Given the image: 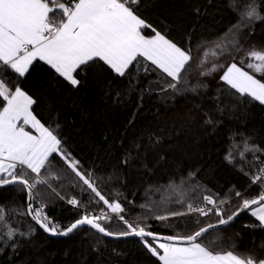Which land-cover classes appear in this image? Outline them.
Listing matches in <instances>:
<instances>
[{"label":"trees","instance_id":"obj_1","mask_svg":"<svg viewBox=\"0 0 264 264\" xmlns=\"http://www.w3.org/2000/svg\"><path fill=\"white\" fill-rule=\"evenodd\" d=\"M228 4L229 0H142L140 13L179 46H190L194 56H198L205 48H211L213 42L221 41L237 22L236 13ZM197 8L199 13L195 11ZM145 34H151L150 30ZM242 43L245 49L251 45L264 48V23L257 22L251 36L245 30ZM242 57L243 51L237 53L233 50L231 55L226 52L216 62L225 65L236 62L241 66ZM209 59L213 58L209 56ZM210 67V63L205 66ZM199 71L194 64L190 83L199 82L206 85V89L198 88L195 94L186 92L174 98L171 92L157 91L145 92L141 96V89L149 85L156 87L158 77V71L144 76L142 69L139 73L142 82L134 91L129 89L127 78L115 77L99 65L82 72L77 87L57 78L42 61H35L24 78L18 79L10 70L0 73V78L13 89L19 84L33 97L36 101L32 106L33 113L42 123L53 127L59 125L62 147L79 160L82 170L94 174L97 186L106 198L121 201L127 209L123 214L126 219L147 225L148 230L166 236L177 232L190 234L199 226L214 223L217 219L211 214L199 217L201 225L194 223L198 215L193 214L169 217L166 221L155 219V215H165L167 210H184L174 202L177 196L169 187L170 181L178 185L181 177L185 178L186 183L181 186L184 189L199 184L201 188L197 192L186 193L188 198L210 193L223 197L233 185L242 192L248 189L247 198L257 196L260 191L255 185L249 188V178L239 171L243 164L239 153L246 136L252 138L250 144L264 148V105L248 97H239V94L228 95L224 91L227 86L219 79L223 70L208 76H200ZM218 93L224 110L211 114L220 123L207 125L203 113L215 108L213 97ZM238 133L243 136H234ZM233 136L239 147L234 149L235 162L230 164L225 156L231 144L229 137ZM156 138H159V144L155 143ZM134 144L141 145L138 151L133 148ZM129 152L132 156L124 164ZM256 155L264 160V154ZM246 157L252 160L251 153H246ZM50 159L55 168L66 169L57 154ZM244 167L246 171H254L247 164ZM190 172L196 173L194 179L188 177ZM73 178L74 174L68 170L61 173L59 180L52 181L65 200L56 198L55 194L49 195L46 186H38L42 190L41 198L48 203L47 215L65 227L83 212V209L68 205L66 200L69 198L76 197L88 203L91 195L93 200L88 210L108 211L102 201L95 202L98 198L90 191L84 192L81 187L70 183ZM230 195L233 205L228 212L235 210L238 203V198ZM26 197V191H18L14 186L0 189V204H5L8 209H26ZM168 197L173 202L167 204V209L155 208L156 203ZM143 203L151 205L152 210L140 208ZM194 203H200V200L195 199ZM110 215L112 220L104 226L113 232L125 230L123 222L115 214ZM8 220L21 232H27L29 225H34L28 216L15 213H9ZM256 224L258 221L244 212L228 226L206 233L201 242L213 247L223 245V250H230L235 245L234 250L238 253L264 258V228L246 227ZM35 227L37 230L32 236L17 235L6 245L0 242V264H160L140 238L110 240L91 229L81 228L66 238L53 239ZM4 231L6 228L0 225V232ZM13 243L17 245L14 249L11 247Z\"/></svg>","mask_w":264,"mask_h":264},{"label":"snow or ice","instance_id":"obj_2","mask_svg":"<svg viewBox=\"0 0 264 264\" xmlns=\"http://www.w3.org/2000/svg\"><path fill=\"white\" fill-rule=\"evenodd\" d=\"M228 6L236 13L237 22L221 41L213 42L211 48H205L194 56L190 46H179L166 32L158 30L142 17V0H0V73L10 70L18 79L24 78L35 61H42L57 78L77 87L81 83L78 79L80 74L99 65L103 71L111 72L115 77L127 78L129 89L134 91L136 85L142 82L139 75L141 69L144 76L158 71L156 87L149 85L141 89V96L145 92L157 91L171 92L174 98L186 92L195 94L198 88L206 89L207 86L199 82L195 85L190 83V73L195 64L200 76L223 70L219 79L227 86L224 91L228 95L239 94V97H248L264 105V48L251 45L245 49L242 43L245 30L251 36L255 24L264 23V0H229ZM195 11L199 13L200 10L197 8ZM146 30H150L151 34H145ZM233 50L244 52L241 66L236 62L227 65L216 62L226 52L231 55ZM209 56L213 59L210 60ZM209 63L211 67L205 68ZM258 75L260 78H257ZM213 100L216 102L215 108L203 115L205 124L216 126L220 121L215 120L211 112L222 113L224 109L220 106L219 93ZM35 103L19 84L13 89L0 78V189L11 185L27 193L26 209H8L5 204H0V225L6 228V231L0 232V242L6 245L17 235L32 236L37 230L36 225L44 233L63 237L87 225L105 236L140 238L160 264H264V258L238 253L234 250L235 245L230 250H223V245L213 247L201 242L210 229L229 225L244 212L250 213L258 221V224L246 227L264 228V160L256 155L264 154V148L250 144V136L243 139V150L239 153L243 164L239 171L249 178V188L254 185L259 187L258 195L247 198L245 193L248 189L242 192L233 185L223 197L210 193L188 198L186 193L197 192L201 188L199 184L184 189L181 186L186 183L185 178L181 177L178 185L170 181L169 187L177 196L174 202L184 210H167L165 215H155V219L166 221L169 217L198 214L194 220L197 225H201L199 217L211 214L217 219L214 223L199 226L190 234L177 232L160 236L148 230L147 225L130 222L123 215L127 209L121 201L109 200L102 194L94 174L82 170L79 160L62 147L59 125L46 126L34 115L32 106ZM26 126L33 129L35 134L27 131ZM235 135L243 136L242 133ZM234 136L229 137L231 144L225 156L230 164L235 162L233 151L239 147ZM155 143H160L159 138ZM140 147V144L133 145L136 151ZM246 153L252 154V160L247 159ZM53 154L60 157L66 169L54 167L50 159ZM131 156V152L127 153L123 163L127 164ZM244 164L254 171H246ZM144 166L147 167V164ZM68 170L74 174L70 183L81 187L84 192L90 191L98 198L95 202L99 204L102 201L108 211L102 209L99 215L88 211L93 200L90 195L88 203L76 197L66 200L68 205L83 209L79 218L66 227L47 215L45 209L48 203L41 198L42 190L38 186H46L50 190L49 195L55 194L56 198L65 200L52 181L59 180L61 173ZM195 176V172L188 173L189 178L194 179ZM230 194L238 198V203L235 210L228 212L227 209L233 205ZM38 198L39 206L34 207ZM195 199H199L200 203H194ZM170 202H173L171 197L162 198L155 208L163 211ZM139 207L152 210L147 203ZM9 213L28 216L35 223L29 225L27 232H21L8 220ZM110 214H115L123 222L125 230L113 232L104 226L112 220ZM148 238H151V243ZM16 246L15 243L11 245L13 249Z\"/></svg>","mask_w":264,"mask_h":264},{"label":"water","instance_id":"obj_3","mask_svg":"<svg viewBox=\"0 0 264 264\" xmlns=\"http://www.w3.org/2000/svg\"><path fill=\"white\" fill-rule=\"evenodd\" d=\"M9 186H11V185H9ZM9 186H5V187H9ZM4 187V188H5ZM34 206V205H33ZM241 214H243V213H241ZM240 214V215H241ZM239 215V216H240ZM238 216V217H239ZM237 217V218H238ZM30 218V217H29ZM236 218V219H237ZM235 219V220H236ZM30 220H31V218H30ZM234 220V221H235ZM33 223H35L34 221H32ZM232 223V222H231ZM230 223V224H231ZM38 228H39V226L38 225H36ZM225 226H228V225H224V226H219L218 228H216V229H219V228H223V227H225ZM82 228H88V229H91L90 228V226H87V225H85V226H83ZM41 230V229H40ZM92 231H94V232H96L94 229H91ZM212 230H215V229H210L209 230V232L210 231H212ZM42 232H43V230H41ZM97 234H99V235H101V236H103V237H105V238H107V239H110V240H116V241H119V240H125V239H128V238H138V237H135V236H128V237H117V236H105V235H103L102 233H98V232H96ZM44 234H46L48 237H50V238H53V239H63V238H66V237H63V236H51V235H49V234H47V233H44ZM159 235V234H158ZM160 236H165V235H160ZM149 240H151V238H148Z\"/></svg>","mask_w":264,"mask_h":264},{"label":"built area","instance_id":"obj_4","mask_svg":"<svg viewBox=\"0 0 264 264\" xmlns=\"http://www.w3.org/2000/svg\"><path fill=\"white\" fill-rule=\"evenodd\" d=\"M38 206H39V203H37L34 207H38ZM88 211L93 212L96 215H99L101 212V211H94V210H88ZM193 215H198V214H193ZM112 218H113V216H112ZM54 221H56V220H54ZM57 222H59V221H57ZM59 223L63 226V224L61 222H59Z\"/></svg>","mask_w":264,"mask_h":264},{"label":"crops","instance_id":"obj_5","mask_svg":"<svg viewBox=\"0 0 264 264\" xmlns=\"http://www.w3.org/2000/svg\"><path fill=\"white\" fill-rule=\"evenodd\" d=\"M26 130H27V131H32V132H33V134H35L34 130H33V129H31L30 127H28V126H26Z\"/></svg>","mask_w":264,"mask_h":264}]
</instances>
